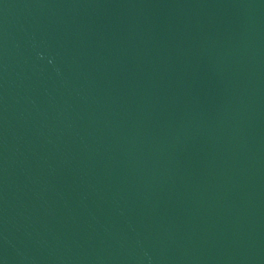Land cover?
Here are the masks:
<instances>
[{
	"label": "water",
	"instance_id": "1",
	"mask_svg": "<svg viewBox=\"0 0 264 264\" xmlns=\"http://www.w3.org/2000/svg\"><path fill=\"white\" fill-rule=\"evenodd\" d=\"M0 264H264V0H0Z\"/></svg>",
	"mask_w": 264,
	"mask_h": 264
}]
</instances>
